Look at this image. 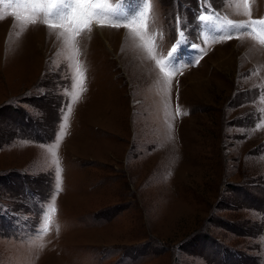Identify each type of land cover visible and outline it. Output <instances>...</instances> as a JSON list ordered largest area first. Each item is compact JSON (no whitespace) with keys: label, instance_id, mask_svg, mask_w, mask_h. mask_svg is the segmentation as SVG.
<instances>
[{"label":"rangeland","instance_id":"obj_1","mask_svg":"<svg viewBox=\"0 0 264 264\" xmlns=\"http://www.w3.org/2000/svg\"><path fill=\"white\" fill-rule=\"evenodd\" d=\"M252 20L264 0H0V264H264V44L228 25Z\"/></svg>","mask_w":264,"mask_h":264},{"label":"snow or ice","instance_id":"obj_2","mask_svg":"<svg viewBox=\"0 0 264 264\" xmlns=\"http://www.w3.org/2000/svg\"><path fill=\"white\" fill-rule=\"evenodd\" d=\"M246 6V5H245ZM16 8H20V7H28L27 4H23L21 2H17L16 5H15ZM31 7L33 9H36V8H40L41 5L40 4H32ZM45 9H51L52 7H54V4L52 2L46 4L43 6ZM69 5L67 4H64L62 5V8H68ZM97 7L98 11L95 12L94 14L95 15H101V14H104L106 13L107 11V5H97L95 6ZM14 15L16 16V19H21V16L20 14L17 12V13H14ZM52 13L50 11H45V17L47 18L48 16H51ZM70 15L69 12H65L63 10H57L56 14H55V17L54 19L57 20V21H60V20H64L66 17H68ZM85 16H87V13H84ZM91 17H88V19H90ZM198 19L200 21H204V22H207L208 21V16L207 15H199ZM119 19H117L116 17L114 18V22L115 21H118ZM177 21L179 23V17L177 18ZM228 25L232 28H235L237 30H240V29H244L245 31H247L248 29H251V32L252 33H256L258 36H259V40H260V43L261 44H264V21H258V20H252L250 21L249 23L247 24H232L231 21L228 22ZM56 25L54 24H50L49 27H55ZM257 26H259V32H257ZM180 35L182 36L183 35V30L181 29L180 30ZM179 46V41L177 42V47ZM193 47L195 48L196 46L193 45ZM176 48H173L172 50V53H175L176 52ZM172 54L170 53L169 54V60L172 58ZM173 71H176V68L173 67ZM61 135H63V133H61ZM53 155L55 156V152H53Z\"/></svg>","mask_w":264,"mask_h":264},{"label":"bare ground","instance_id":"obj_3","mask_svg":"<svg viewBox=\"0 0 264 264\" xmlns=\"http://www.w3.org/2000/svg\"><path fill=\"white\" fill-rule=\"evenodd\" d=\"M102 33H103L102 31L99 32L100 35H102ZM102 36H103V35H102Z\"/></svg>","mask_w":264,"mask_h":264}]
</instances>
